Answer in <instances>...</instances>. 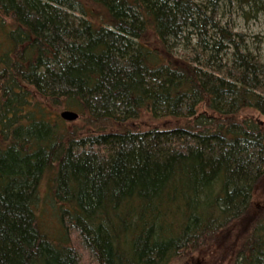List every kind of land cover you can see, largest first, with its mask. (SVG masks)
<instances>
[{
    "label": "trees",
    "instance_id": "16d2710c",
    "mask_svg": "<svg viewBox=\"0 0 264 264\" xmlns=\"http://www.w3.org/2000/svg\"><path fill=\"white\" fill-rule=\"evenodd\" d=\"M231 1L0 0V264H171L252 212L264 59ZM233 264H264V209Z\"/></svg>",
    "mask_w": 264,
    "mask_h": 264
},
{
    "label": "rangeland",
    "instance_id": "374dc122",
    "mask_svg": "<svg viewBox=\"0 0 264 264\" xmlns=\"http://www.w3.org/2000/svg\"><path fill=\"white\" fill-rule=\"evenodd\" d=\"M195 1L202 8H206L208 5V0ZM211 14L212 10L210 9L207 15ZM215 21L226 31L241 32L244 38H238V41L242 47L250 49L264 59V0H253L249 5L245 2L241 3L240 0L223 2L220 4ZM210 31L219 30L210 29ZM189 35L191 36L192 45L196 44V35L186 32L184 38L179 40L178 45L175 47L177 54H188L190 41H187L186 38ZM251 115V110H245L240 114V117L244 118ZM141 123L146 125V119L141 120ZM43 190H45L44 186ZM253 205L254 209L251 213L246 214L240 220L219 232L213 239L203 243L198 249L186 250L171 264H233L235 256L242 248L250 232L252 221L264 209V182L256 189ZM80 252L85 257L86 263H88L89 259H86L85 252L81 249Z\"/></svg>",
    "mask_w": 264,
    "mask_h": 264
},
{
    "label": "water",
    "instance_id": "95a60500",
    "mask_svg": "<svg viewBox=\"0 0 264 264\" xmlns=\"http://www.w3.org/2000/svg\"><path fill=\"white\" fill-rule=\"evenodd\" d=\"M60 116L66 121L73 122L79 118V113L74 110L65 109L61 112Z\"/></svg>",
    "mask_w": 264,
    "mask_h": 264
}]
</instances>
